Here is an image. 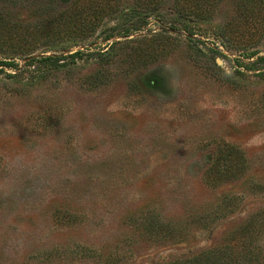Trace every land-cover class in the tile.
<instances>
[{
  "label": "rangeland",
  "instance_id": "374dc122",
  "mask_svg": "<svg viewBox=\"0 0 264 264\" xmlns=\"http://www.w3.org/2000/svg\"><path fill=\"white\" fill-rule=\"evenodd\" d=\"M156 1L48 43L69 2L0 0V264H264V35L227 45L241 0L194 33ZM224 145L247 166L210 185Z\"/></svg>",
  "mask_w": 264,
  "mask_h": 264
},
{
  "label": "trees",
  "instance_id": "16d2710c",
  "mask_svg": "<svg viewBox=\"0 0 264 264\" xmlns=\"http://www.w3.org/2000/svg\"><path fill=\"white\" fill-rule=\"evenodd\" d=\"M50 1L51 3L69 2L61 11H57L53 15L50 25V31L46 30L47 42H52L62 33L69 37H77L86 39L95 35L102 26L105 17L111 12L116 11L117 0H42ZM221 0H176L175 10L177 17L181 23V27L173 24L172 27L194 33L192 27L193 20L190 17H195L201 20H207L212 16V10ZM141 4L147 9L153 11L158 8L156 0H141ZM244 16L239 21V27L233 29V22L229 27H226L224 32L227 45L229 47H237L248 51L258 40H261L264 35V0H241ZM149 14H142L140 17H150ZM185 17V19H184ZM147 21L142 23L137 22L135 29L145 25ZM59 26H62L59 28ZM49 37H51V40ZM38 39L31 41L36 43ZM45 42V43H47ZM18 50L28 53L31 47L27 44L21 46L18 44ZM80 53V52H77ZM54 59H59L55 57ZM264 61V57H261ZM1 63V62H0ZM4 63V62H3ZM247 166V158L243 150L234 145H224L219 148L218 154L215 156L211 167L205 172L206 182L210 185H216L220 182L237 178L240 172H243ZM208 251H204L203 256L207 258ZM192 258L185 261L173 260L170 264H192Z\"/></svg>",
  "mask_w": 264,
  "mask_h": 264
}]
</instances>
